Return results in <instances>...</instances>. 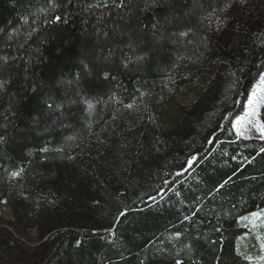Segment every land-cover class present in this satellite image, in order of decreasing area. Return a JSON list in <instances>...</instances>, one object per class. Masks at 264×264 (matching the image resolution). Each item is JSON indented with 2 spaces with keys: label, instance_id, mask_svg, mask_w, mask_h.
Here are the masks:
<instances>
[{
  "label": "trees",
  "instance_id": "obj_1",
  "mask_svg": "<svg viewBox=\"0 0 264 264\" xmlns=\"http://www.w3.org/2000/svg\"><path fill=\"white\" fill-rule=\"evenodd\" d=\"M121 3L0 0V264H251L240 221L264 211V140L233 125L264 75V0ZM228 23L263 34L234 52L211 39ZM197 82L172 124L147 108L129 127L131 107Z\"/></svg>",
  "mask_w": 264,
  "mask_h": 264
},
{
  "label": "rangeland",
  "instance_id": "obj_2",
  "mask_svg": "<svg viewBox=\"0 0 264 264\" xmlns=\"http://www.w3.org/2000/svg\"><path fill=\"white\" fill-rule=\"evenodd\" d=\"M236 24L242 27L240 31L233 27V23H228L225 29H222L218 32L216 31L211 35L212 42L218 43L223 47L225 45H228L232 51L236 52L241 48V46H243L244 43L243 33H245L246 31H250L253 28V35L256 38L263 34V30L256 23H248L249 27L247 30H245L247 28V23H236ZM231 55L233 54L231 53ZM223 64L225 63L221 59L212 60L208 66L207 74L209 76H214L223 66ZM202 90H203V85L197 82L192 86L183 87L179 89L175 93L173 101L169 105L163 107H155L154 105L149 103L146 105L144 104L135 105L131 107L127 113L128 125L130 128H136L140 126L142 121L145 119V116H151V114L147 112L148 111L147 108H149L150 111L154 112L156 121L161 123L163 122L167 124H172L176 119L178 113L180 112L181 108L184 106H189L193 102H195L198 95L202 92ZM260 96H264V92H258L257 98H259ZM159 108H162V110H160ZM144 110L147 111L144 112ZM248 112H249V107L247 104L246 110L240 116L244 118V121H247L249 119L247 115ZM258 112H259V116L257 118L261 122H264V102H262L259 105ZM236 121L237 119L234 122L233 128L239 139L247 140V141L264 140L261 139L260 133L257 132L256 129L251 125H246V127L249 130L245 132V135L251 136L250 139H245L243 135H238L237 127L235 126ZM241 131H244V127H241ZM93 132L96 135L101 134L102 126L99 125L94 127ZM260 213L264 214V211ZM13 219H14L13 210L11 206L8 204L7 199H5L3 202L0 203V225H2L1 223L11 221ZM253 222L257 224V227L252 226ZM240 223L241 226L247 227L250 230V233L249 235H247L246 237L240 240L239 252L244 256H248L251 264H264V247H262V244H264V226H260L259 220L253 218L252 216L249 217V220L242 219ZM15 233L17 235V238H19L21 243L23 244L22 249L29 248L30 250H32L31 252L34 253L35 251L34 248L36 247L35 231L19 230V232H15ZM14 237L15 235H13V238Z\"/></svg>",
  "mask_w": 264,
  "mask_h": 264
},
{
  "label": "snow or ice",
  "instance_id": "obj_3",
  "mask_svg": "<svg viewBox=\"0 0 264 264\" xmlns=\"http://www.w3.org/2000/svg\"><path fill=\"white\" fill-rule=\"evenodd\" d=\"M121 6H123V0ZM56 19L57 21H59L60 17H57ZM258 92H264V75L259 76L258 84L255 88L252 89L251 95L247 97V104L249 107V112L247 113V115L249 119L247 121H244V118L240 117L236 121L235 126L237 127V134L243 135L245 139L251 138L250 135H245V132L249 130L246 125H251L252 127H254L256 131L260 133L261 139H264V122H261L257 118L259 116L258 108L259 105L264 102V96H260L259 98H257ZM241 127H244V131H241ZM261 151H264V149H261ZM252 217L259 220L260 226H264V214L253 213ZM242 219L249 220V217H243ZM252 226L257 227V224L253 222ZM262 247H264V244H262Z\"/></svg>",
  "mask_w": 264,
  "mask_h": 264
}]
</instances>
